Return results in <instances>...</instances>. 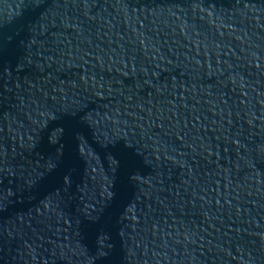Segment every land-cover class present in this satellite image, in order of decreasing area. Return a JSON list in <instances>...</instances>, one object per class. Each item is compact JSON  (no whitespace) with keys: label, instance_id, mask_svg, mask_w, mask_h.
Returning <instances> with one entry per match:
<instances>
[{"label":"water","instance_id":"water-1","mask_svg":"<svg viewBox=\"0 0 264 264\" xmlns=\"http://www.w3.org/2000/svg\"><path fill=\"white\" fill-rule=\"evenodd\" d=\"M0 264H264V0H0Z\"/></svg>","mask_w":264,"mask_h":264}]
</instances>
